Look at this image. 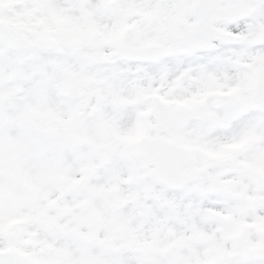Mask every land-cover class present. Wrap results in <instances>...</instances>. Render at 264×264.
I'll return each mask as SVG.
<instances>
[{"label": "snow or ice", "instance_id": "6c2138e0", "mask_svg": "<svg viewBox=\"0 0 264 264\" xmlns=\"http://www.w3.org/2000/svg\"><path fill=\"white\" fill-rule=\"evenodd\" d=\"M0 264H264V0H0Z\"/></svg>", "mask_w": 264, "mask_h": 264}]
</instances>
